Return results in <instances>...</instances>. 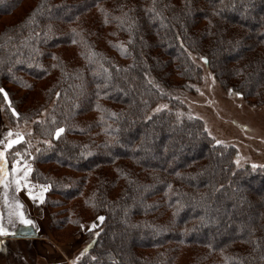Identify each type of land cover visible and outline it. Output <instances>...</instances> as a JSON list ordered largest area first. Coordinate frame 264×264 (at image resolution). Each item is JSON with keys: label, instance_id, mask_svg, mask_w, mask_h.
Here are the masks:
<instances>
[{"label": "trees", "instance_id": "1", "mask_svg": "<svg viewBox=\"0 0 264 264\" xmlns=\"http://www.w3.org/2000/svg\"><path fill=\"white\" fill-rule=\"evenodd\" d=\"M227 3L0 0V24L26 12L0 30V87L19 113L0 94V118L24 136L6 167L27 161L33 182L49 185L52 231L105 218L77 264H264V167L238 165V150L174 97L201 83L195 55L225 92L264 106V35L241 10L256 1ZM247 180L263 196L248 198ZM2 202V222L16 223L3 237L39 238L12 218L17 201Z\"/></svg>", "mask_w": 264, "mask_h": 264}, {"label": "rangeland", "instance_id": "2", "mask_svg": "<svg viewBox=\"0 0 264 264\" xmlns=\"http://www.w3.org/2000/svg\"><path fill=\"white\" fill-rule=\"evenodd\" d=\"M213 1L216 4L214 8L217 10L222 6H232L228 5V0ZM255 1V5L250 4L249 7L247 5L245 6L246 9H242L241 7V10L249 14L250 19L259 21L257 25H255L257 32L264 35V17L262 18L259 15V7H261L262 4L264 5V0ZM25 9H28V7H25ZM24 12L25 10H19L15 15L13 14V16H4L2 18V24H0V30L3 29L4 25L14 24L16 19L22 16L21 14L24 15L26 13ZM234 13H231V16H233ZM243 20V18L240 19V24L242 25L244 23ZM239 55V50H235L231 53V56L235 59H237ZM193 57L196 64L204 69L202 81L198 84L194 93L178 92L174 97L179 98L181 102L187 106V113L205 122L208 134L215 141L219 140L222 144L233 146L238 150V165L264 167V106L248 103V101L236 94L232 95L225 92L216 81L212 72L208 69L207 62L201 60L200 57L197 58L195 55ZM10 99L9 95V100ZM164 105L167 106L165 108H170L169 103H163L160 105L161 109L164 108ZM0 124V140L6 141L9 131L4 128V123L1 118ZM33 127V123H27L23 124L19 130L30 137L34 132ZM170 143L169 140V146ZM141 144L142 142H139L136 149H138ZM2 148L3 145H0V149ZM131 149L134 151L133 149H135V147H131L130 150ZM50 156L53 155L51 154ZM11 168L12 165L6 167V171L8 172L7 179L4 183H0V221L5 217L3 211L5 207L2 201L4 200L5 204L7 203L8 205H14L19 198L20 203L23 205L22 209L26 211L24 212L25 216L33 220L34 224L37 225L39 238H33L28 241L29 239L26 237L27 241H23L24 239L22 238L14 239L0 237V264H73V261L77 264V257L79 256L81 258L82 256H80V253L85 248L88 249L89 240L97 233L103 221L98 220L97 217H87L75 222L78 224V228L69 227L64 231H52L50 227L51 217L49 210L45 207V200L43 202L33 201L29 198L27 189L21 188L17 190L14 183V176L11 174ZM22 175L23 171H19L16 174V176ZM28 180L31 182V185L36 186L32 190L34 192H39L40 189L38 186L40 184L36 185L30 176ZM246 184L247 185L242 189H244L246 194L248 193V198L256 200L259 195L263 196L262 191L254 193V195L249 191L252 188V190L261 188L258 180H251ZM229 185L230 188H233V190L235 189L233 184H227V186ZM46 195L47 192L44 193V197ZM58 209L61 208H56V211H58ZM12 218L14 219V216H12ZM93 224L96 225L95 228L92 227ZM7 227L9 230L13 229L12 225ZM107 258L110 259L109 256H107ZM100 259L101 258H99V260Z\"/></svg>", "mask_w": 264, "mask_h": 264}, {"label": "snow or ice", "instance_id": "3", "mask_svg": "<svg viewBox=\"0 0 264 264\" xmlns=\"http://www.w3.org/2000/svg\"><path fill=\"white\" fill-rule=\"evenodd\" d=\"M73 43H75V40L73 41ZM200 59L206 61V58L203 56L200 57ZM0 94H3V100L6 103L7 107L11 109L12 115L18 116L19 113H17L16 109L12 107V102L9 100L8 92L4 88L0 87ZM235 94L238 96L241 95L240 92H236ZM57 95H59V93H57ZM163 107H167V106L164 105ZM158 110L159 109H156V111ZM63 132H64L63 127H57L55 129L54 135L56 137H59L61 133ZM22 141H24L23 134L17 132L15 136H13V133L11 131L7 133L6 141L0 140V145H3V148L0 149V183H4V181L7 179V176H8V172L6 171V164H7L6 153L8 152L9 149H12L14 145L20 144ZM45 143H49V142L45 141ZM216 143L220 144L221 141L217 140ZM37 151H39V149H37ZM20 155L21 154L19 152L15 153L16 157H20ZM21 170L23 171V175L16 176V174ZM31 172H32L31 165H29L27 161H25L24 164H20L19 160L13 161V166L11 168V174L14 176V183L16 185V189L20 190L21 188H25L28 190L27 194L30 199L36 202H43L45 199L44 193L48 191L49 185H39L38 187L40 191L34 192L32 189L35 188L36 186L31 185V182L28 180L29 174ZM22 208H23V205L20 204L19 201H17L16 210L13 213H11V215L16 217V219H18L19 224L24 225V226L35 227L34 221L25 216L24 212L21 210ZM97 219L100 221H103L105 218L103 216H98ZM9 222L12 224L13 227H16V223L14 221L10 220ZM92 227L95 228L96 225L93 224ZM9 235H15V233L10 232L8 227H6L5 224L2 221H0V237L9 236ZM87 250L88 249L85 248L80 253V256H83L87 252ZM79 258L80 257L78 256L77 260ZM93 259H95V257H93ZM73 264H75V261H73Z\"/></svg>", "mask_w": 264, "mask_h": 264}, {"label": "water", "instance_id": "4", "mask_svg": "<svg viewBox=\"0 0 264 264\" xmlns=\"http://www.w3.org/2000/svg\"><path fill=\"white\" fill-rule=\"evenodd\" d=\"M16 238H17V239H21V238L23 239V237H20V236H19V237H16Z\"/></svg>", "mask_w": 264, "mask_h": 264}]
</instances>
